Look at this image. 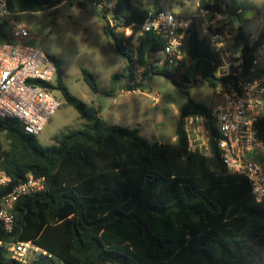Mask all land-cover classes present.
<instances>
[{
	"label": "trees",
	"instance_id": "obj_1",
	"mask_svg": "<svg viewBox=\"0 0 264 264\" xmlns=\"http://www.w3.org/2000/svg\"><path fill=\"white\" fill-rule=\"evenodd\" d=\"M154 1L153 10L161 9ZM59 3L7 0V9L36 12ZM197 5L236 14L241 22L248 11L260 14L250 0H198ZM110 12L116 25L134 24L129 36L104 27L112 50L125 59L123 72L113 74L111 82L127 78V90H132L156 73L187 93L198 82L215 89L227 79L215 76L218 55L200 37L196 24L190 28L184 71L178 73L154 63L161 58L164 40L151 31L137 32L148 9L116 0ZM237 29L236 42L250 58V50L264 42V32L249 48L248 34L241 25ZM7 39V20L0 18V40ZM50 57L57 66L54 88L87 123L61 132L55 144L44 146L16 119L0 118V168L10 176L8 185L0 187V198L28 173L45 179L43 190L23 194L13 203L10 231L0 220V241L30 240L46 251L25 264H264V198L255 201L247 179L222 165L209 107L188 97L176 123V143L149 141L138 128L109 123L99 108L73 95L59 60ZM137 68L143 70L141 82L133 81ZM82 75L98 92L95 75L87 69ZM194 113L206 118L213 156L187 150L182 119ZM258 136L264 140V115ZM0 264H17L1 244Z\"/></svg>",
	"mask_w": 264,
	"mask_h": 264
},
{
	"label": "built area",
	"instance_id": "obj_2",
	"mask_svg": "<svg viewBox=\"0 0 264 264\" xmlns=\"http://www.w3.org/2000/svg\"><path fill=\"white\" fill-rule=\"evenodd\" d=\"M210 4L213 5V2ZM95 6L106 8L101 0ZM7 13V0H0V17ZM117 21L111 14H106L110 27L129 36L134 24L116 25ZM257 22L264 26V11L257 15ZM193 24H196L200 37L218 55L215 76L227 78L214 89L222 100L210 112L218 132L215 148L219 160L228 172L244 176L252 198L260 201L264 198V140L258 136V124L264 115V75L258 74L252 79H244L243 76L262 70L264 42L251 49L248 58L242 43L236 42L238 29L229 15L199 7L198 13L190 16L165 9L150 10L145 21L137 25V32L151 31L161 37L164 40L161 58L154 63L182 73L187 62L186 47ZM262 32L264 28L255 35H248L249 48ZM27 36L28 29L23 24L14 23L9 39L0 40V118H14L25 132L37 135L60 106V100L53 93L57 66L50 55L40 48L21 43ZM234 44H241L238 52L234 51ZM138 70L133 73L134 82L142 80L143 75ZM133 91L126 90V93ZM182 123L187 136V150L213 156L206 118L199 113L189 114L183 117ZM9 182L10 176L0 168V187L7 186ZM44 188V177L28 173L21 183L0 198V220L7 231L12 227L11 209L17 198ZM0 244L6 247L10 258L17 264L29 262L32 253L47 254L30 240L0 241Z\"/></svg>",
	"mask_w": 264,
	"mask_h": 264
},
{
	"label": "rangeland",
	"instance_id": "obj_3",
	"mask_svg": "<svg viewBox=\"0 0 264 264\" xmlns=\"http://www.w3.org/2000/svg\"><path fill=\"white\" fill-rule=\"evenodd\" d=\"M106 8L95 6L98 0H61L59 5L40 11H20L8 13V31L14 23L23 24L28 36L21 43L40 48L59 60L63 81L68 90L90 105L100 109L101 115L111 124L128 128H138L142 136L149 141L157 140L172 143L180 109L188 97L213 109L221 102V96L215 94L205 82L191 86L187 93L170 79L161 74H152L148 89H134L126 93L129 79L117 78L111 82L113 74L123 72L125 59L112 50L111 38L105 34L107 14L116 0H101ZM161 9L179 15L198 13V0H156ZM264 11V0H250ZM132 3L149 11L153 10L154 0H131ZM107 9V10H106ZM241 28L248 35H255L264 28L257 22L253 11L246 12ZM241 44H234L238 52ZM264 59V52L261 54ZM261 69L264 70V64ZM82 69L91 71L98 83V92H93L83 80ZM140 68L134 70L137 71ZM139 71V70H138ZM142 73L143 70L140 69ZM108 92L112 95H106ZM54 95L60 100V106L50 117L42 130L36 135L40 144H55L60 133L86 125L77 110L68 104L60 92ZM39 254L29 255V261Z\"/></svg>",
	"mask_w": 264,
	"mask_h": 264
},
{
	"label": "water",
	"instance_id": "obj_4",
	"mask_svg": "<svg viewBox=\"0 0 264 264\" xmlns=\"http://www.w3.org/2000/svg\"><path fill=\"white\" fill-rule=\"evenodd\" d=\"M224 10H226V8H224ZM229 18L230 20L238 27L241 25V21L239 19V17L236 14H229ZM264 75V70H257L252 74H246L243 76L244 79H252L254 78L256 75ZM150 83H151V75L148 76L145 81L143 83H140L138 85L139 89H148L150 87Z\"/></svg>",
	"mask_w": 264,
	"mask_h": 264
},
{
	"label": "crops",
	"instance_id": "obj_5",
	"mask_svg": "<svg viewBox=\"0 0 264 264\" xmlns=\"http://www.w3.org/2000/svg\"><path fill=\"white\" fill-rule=\"evenodd\" d=\"M254 3V2H253ZM60 4V3H59ZM58 4V5H59ZM255 4V3H254ZM99 114H100V116L102 117V115H101V111H100V109H99ZM103 118V117H102ZM105 119V118H104ZM106 120V119H105ZM157 141V140H156ZM176 141H177V138H176V135L175 136H173V142L172 143H167V144H175L176 143ZM159 143H163V142H160V141H158Z\"/></svg>",
	"mask_w": 264,
	"mask_h": 264
}]
</instances>
